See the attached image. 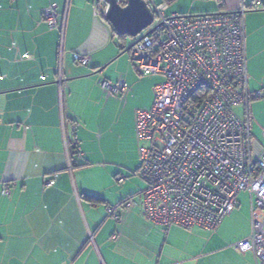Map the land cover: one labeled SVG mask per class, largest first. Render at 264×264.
<instances>
[{
    "label": "crops",
    "instance_id": "obj_1",
    "mask_svg": "<svg viewBox=\"0 0 264 264\" xmlns=\"http://www.w3.org/2000/svg\"><path fill=\"white\" fill-rule=\"evenodd\" d=\"M155 1H166L167 13L235 11L245 5L248 88H264V0ZM51 5L63 22L62 37L60 28L48 27L43 18ZM105 9L101 0H0V264H255L251 252L233 247L250 232L246 223L231 234L233 212L206 245H190L198 228L152 227L141 216L142 203L138 216L158 245H135L128 256L121 245H106L112 240L101 237L108 220L97 211L104 200L91 182L103 169L113 175L111 149L124 133L134 141L135 112L154 99L152 84L147 100L124 119L116 107L127 104L101 87L102 68L123 46ZM73 53L87 55V64L74 62ZM124 74L128 82L134 76L131 69ZM261 125L264 129V116ZM74 136L82 162L73 151ZM49 178L55 182L45 186Z\"/></svg>",
    "mask_w": 264,
    "mask_h": 264
},
{
    "label": "built area",
    "instance_id": "obj_2",
    "mask_svg": "<svg viewBox=\"0 0 264 264\" xmlns=\"http://www.w3.org/2000/svg\"><path fill=\"white\" fill-rule=\"evenodd\" d=\"M146 1L153 21L129 49L130 56L141 75H160L163 80L154 86L151 106L135 112L136 135L148 142L140 148L137 172L146 184L139 192L143 214L164 229L213 231L236 207L238 193L246 191L250 232L233 247L251 252L255 264H264V129L262 149L256 152L250 112L253 100L264 99V88H248V8L167 13L166 1ZM43 18L48 27H59L62 37L63 22L59 24L52 5L44 9ZM73 60L85 65L89 57L73 53ZM58 83H64L61 73ZM101 87L109 96L128 89L123 79H103ZM72 146L81 158L75 136ZM54 182L49 178L44 185ZM8 191L4 186V194ZM134 204L129 198L121 207ZM107 211L118 219L117 207Z\"/></svg>",
    "mask_w": 264,
    "mask_h": 264
},
{
    "label": "rangeland",
    "instance_id": "obj_3",
    "mask_svg": "<svg viewBox=\"0 0 264 264\" xmlns=\"http://www.w3.org/2000/svg\"><path fill=\"white\" fill-rule=\"evenodd\" d=\"M145 30L146 29L142 30L135 37L128 35L124 36L120 40V44L123 45L125 49L120 54L115 55L111 61L106 62L101 70L105 73L101 78L113 82L120 78H123L126 82L127 77L125 76L124 71H127L128 69H131L134 73V76L129 78V82H126L128 88L127 92L121 97L111 96L114 99L120 100L123 105L127 104L123 107L120 105V107H116L124 119H126L129 112L139 104V101L147 100L149 86L153 84L154 87V85L163 80V77L160 75H138L133 68L134 65L131 60L130 50L127 49V47L143 34ZM59 59H62V55L60 54ZM262 100L263 99H257V101ZM254 102L250 106V112L251 115H256V119L254 120L252 116L251 130L254 138V150L259 152L263 145V126L261 125V122L264 116V104L260 105L259 103L261 102H256V100ZM108 109L110 110V108ZM147 145V140L139 139L136 135L133 141L124 133L120 144L114 146L109 153L111 161L116 164L113 169V175H117L108 177L106 175L107 171L103 169V171L97 173L98 177L95 178L96 182H91V189L97 190L98 196H96L99 199L104 200V203H98L99 209L97 211L101 212L102 216L108 220L107 226L102 230L101 237L105 240H112L106 245H121L118 246L119 249L127 252L126 255L128 256L134 253L135 245H158L156 241L153 240L152 234L149 235L147 233L141 217L139 218L138 216V214H141V200L140 197L135 194L144 190L146 186L145 182L137 174V171L141 164L140 148ZM76 158L78 159V157ZM79 159V161L82 162L84 156ZM128 197L136 202L134 208L127 209L121 207L120 201ZM107 205L117 206L116 214L118 215V219H115L114 216L108 214ZM232 212L233 220L231 222L235 228L231 231V234H235V232L241 230V227L246 225V223L250 225L249 194L246 191L238 193L237 204ZM141 216L146 223H150L143 213ZM151 224L152 223L149 225ZM153 225L154 224H152V227ZM155 226L156 225H154V228H156ZM197 230L199 231L197 232L198 236L190 241V245H206L209 234H214V230ZM116 237L117 239L119 238L117 242L115 241ZM211 243H213V241Z\"/></svg>",
    "mask_w": 264,
    "mask_h": 264
},
{
    "label": "water",
    "instance_id": "obj_4",
    "mask_svg": "<svg viewBox=\"0 0 264 264\" xmlns=\"http://www.w3.org/2000/svg\"><path fill=\"white\" fill-rule=\"evenodd\" d=\"M103 1L106 4L104 17L117 35L135 37L153 21V13L146 0H123L124 5L121 0Z\"/></svg>",
    "mask_w": 264,
    "mask_h": 264
},
{
    "label": "trees",
    "instance_id": "obj_5",
    "mask_svg": "<svg viewBox=\"0 0 264 264\" xmlns=\"http://www.w3.org/2000/svg\"><path fill=\"white\" fill-rule=\"evenodd\" d=\"M120 3H121L122 5L125 4L123 0H121ZM112 31H113V33H114L116 36H118L119 38H123V37H124V36L117 35L113 28H112ZM124 49H125V47L122 46V47H121V51H123ZM139 167H140V166H139ZM137 172H138V171H137ZM130 197H132V196H130ZM130 197L125 198V199L120 203V205H122L123 202H125V201H126L127 199H129ZM89 198H90V199H93L92 197H89Z\"/></svg>",
    "mask_w": 264,
    "mask_h": 264
}]
</instances>
